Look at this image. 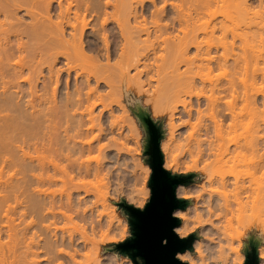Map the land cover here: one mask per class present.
<instances>
[{
    "label": "bare ground",
    "instance_id": "obj_1",
    "mask_svg": "<svg viewBox=\"0 0 264 264\" xmlns=\"http://www.w3.org/2000/svg\"><path fill=\"white\" fill-rule=\"evenodd\" d=\"M217 11L218 20H203ZM144 12L156 19L152 25L140 21ZM159 50L165 51L160 64L155 60ZM149 68L158 89L164 84L172 91L166 103L168 137L160 143L163 166L177 164L172 140L179 125L172 116L186 115L189 122L195 116L199 124L204 110L210 113L197 131L207 139L211 158L194 161L206 176L198 184L200 200L191 207L197 224L209 225L207 243L217 254L213 263L235 264L228 256L234 252L242 263L235 234L224 224L253 210L263 192L254 168L260 162L264 166V133H257L264 130L258 114L259 96L264 106V0H0V264H100L95 248L78 259L75 235H65L58 223L71 219L72 212L93 230L104 223L75 195V183L65 195L50 186L69 170L93 169L97 176L109 171L84 155L110 145L101 142V118L112 115L109 94L119 96L117 105L126 112L119 84L144 85L139 80ZM103 85L108 92L103 93ZM244 123L248 131L240 134ZM242 161L248 179L238 170ZM204 195L206 214L196 209ZM179 209L184 210L173 213ZM178 216L182 224L174 230L180 226L184 233L188 220ZM105 226L110 228V220ZM206 249L199 246L195 254L186 249L177 256L185 252L181 257L190 264H209ZM257 254L261 264L264 246Z\"/></svg>",
    "mask_w": 264,
    "mask_h": 264
},
{
    "label": "rangeland",
    "instance_id": "obj_2",
    "mask_svg": "<svg viewBox=\"0 0 264 264\" xmlns=\"http://www.w3.org/2000/svg\"><path fill=\"white\" fill-rule=\"evenodd\" d=\"M143 14L139 16L140 17L139 19L142 23L147 22L146 24L152 25V20H156L154 17L150 15L149 12H144ZM211 14H210V19L208 17L209 14L208 15L205 14L206 17L204 16L205 19L203 18V20H218L219 18H221L220 12L218 11L216 12V14L213 13L216 18L215 17L213 18L214 15L213 14L211 15ZM154 38L155 37H153V39ZM161 51L159 50L158 54H156L158 58L155 55H153L154 58L156 57L155 59L156 62L157 60H159L158 64H160L162 60V57H159L161 55L160 54ZM164 52L165 51H162V55H161L163 57L165 56L163 55L165 54ZM154 58H152L151 60L152 62L151 66L153 65L157 66L156 64H153V63H156L154 61ZM155 68L153 66V71L156 72L158 69L156 68L157 70H155ZM149 70L144 71L145 73L143 72L140 77L139 81H141V78H142L143 84H144L142 85V83H140L142 86L140 84L137 85L138 83L135 86L134 84H131V82L130 83L127 82L128 83L127 84L125 83L126 81L121 82V84L118 83L119 86H121L120 90L122 92V103L126 108V112L124 111L122 107L117 105L118 103L116 99H118L117 97L119 96H116L115 98L114 94H109V96L107 97V102L111 104V108L109 112L112 111V115L111 113H109V115L106 113L101 118L103 119L101 120V122H102V125H104L103 127H105L104 133L106 134L105 136V134L103 133L104 138L101 139V142L102 143L109 142L110 145L104 146L101 149V151L98 150L96 152L95 150L97 149H95L93 150L95 151L94 153L87 152L84 155V157L89 158L90 162L94 165H96V163L97 164L101 163L102 165L104 164V166L106 165L109 171H107V169H104L103 172H101V174L98 173V176H97V174L94 172L93 169H90L87 173L75 171L76 169H74L73 172H71L72 170H69L70 172L69 174H66L65 176L66 178L64 180H57L59 182H56V184L54 183L50 186L51 189L55 190L58 194L65 195L67 192H70V190H72V187H73L72 185L73 183H75L78 187L77 190H74L75 195L78 193L81 199H85L87 201L88 206H92L94 208V219L95 220L100 219L104 223V225L101 228H95L93 230L90 227L89 222L77 217V215H75L73 212L71 213L72 214L71 219L63 218L60 221V223H58V225L61 227V231L64 232L65 235H72V234L75 235L76 239L74 243H75V248L78 249V259H84L85 256L90 254L92 249L95 248L99 251V254L101 256L100 264H134V260L130 256H125L122 253H120L118 244L120 242L125 241L131 235V225L129 224V221H128V214L125 212L124 208L122 207L121 202L125 201L127 203H131L132 205L143 207L146 201L149 199L150 193H151L150 186L148 184L149 176L151 173V167L149 163L147 162L148 155L145 153V150H146L145 145L147 143V130L144 127L142 120L137 115V111L139 109L145 110L148 113V115L153 119V121L160 124L161 130H162V137L160 140V143H161L165 141L168 137L169 130H168L167 122H169L168 118L170 116V109L168 105L171 103L170 100L172 96V91L170 90L171 92H169V88H167L164 84L160 83L162 84V86L160 85V87H162L163 90L158 89L159 84L157 85V83L159 82H157V80L160 77V73L156 72L157 77L159 76L157 78L154 75L156 73L151 72L152 69L150 68ZM131 72L134 73V71L132 70ZM218 72L222 73L221 71H217L216 73ZM150 74L153 76L151 77ZM155 78H157V80ZM126 84L129 86L126 87L127 86ZM130 84L132 85V87ZM138 86H140L141 88H138ZM101 87H102L101 89L103 90V93L104 92L106 93V91L109 90L108 88H106V86L104 87V85ZM134 87H136L137 89ZM143 88L145 89L143 90ZM118 89L119 87L117 88V90ZM147 90H149L150 92L148 91L149 93H147ZM118 92L119 91L116 92L115 90L114 91L115 95H119ZM160 92L162 93L159 94ZM157 93H158V98L155 96V100L154 99L152 100L150 97H148L152 94L151 97L154 98L153 95H156ZM258 99H259L258 100L259 101L258 102V109H259L258 114L260 116V119L262 118L264 119V106L261 104L260 96L258 97ZM154 101L155 102L157 101V103H155ZM203 114L204 116L202 118L204 119H202L199 122V124H198L199 120H197L198 118H196L195 116L190 118L192 119L190 120L191 122L187 120L186 115L185 116L182 115L179 117L178 115L172 116L175 119L173 120L175 121V124L179 125L177 126V129L175 130V133H174L175 139L172 140V143L174 142L173 143V148H174L173 153L174 155L177 156L176 158L177 164L171 165L172 164L171 163L167 165L165 162L164 166L166 169L170 170L173 173H183V174L192 173V178L190 179V181L184 185L179 186L178 188V190L180 189L181 191L180 197L188 199V203L185 207H183V209L186 208L187 206L188 207L184 210L179 209L175 211L174 215L178 216L179 214H184L186 215V219L188 220V222L186 224V230L184 233H180L177 230L180 226L176 227V232L180 236H187L190 233H194L196 241L192 249H189V250H191V252L195 254L199 246H202L203 249L207 248L206 254L208 256L207 252H210L208 257L209 258L211 257L209 260V262L211 263L209 264H214L212 258L214 257V262H215L217 260V257H216L217 254L215 251H213V249L211 250V247L207 243V240L210 239L211 237L209 225L197 224L196 222L197 215L193 213L195 209L191 207L195 203V199L198 198V196L200 195L198 184L199 185L202 184L206 176L203 173V171L197 168L200 166L195 165L194 161L199 160L198 162L201 163L200 161L201 159L203 161L204 159L206 160L207 156L209 157V155L206 154L208 152V144L206 143L207 141L205 140L207 139L203 137L205 139L204 140L205 142H203V138H201V136H199L200 134L198 133V131L201 132L202 128L200 127L204 125L205 122H207V120L209 119V116L207 115H210V113L207 110H204ZM185 122L188 124L186 125ZM193 126H194V129H192ZM190 130L192 133H190ZM247 131H248V125L244 123L242 127L239 129V133L246 134ZM193 132L196 134H194ZM257 133L258 135H263L264 130H262V128H258ZM200 138L202 141L200 140ZM199 144H202V145H199ZM201 146L202 147L207 146V147L205 148L203 147L204 148L203 149ZM199 148H201V150L203 151L200 152ZM163 157H164V154H163ZM258 158L259 157H257V159ZM257 159H255V161ZM61 164H65V161H62ZM260 164L261 162L259 163V165ZM259 165L256 164L254 168V175H255L254 181L256 184L262 186L261 188L263 192H262L261 197L255 202L254 209L248 210L247 212L242 213V215H236L231 222L225 221V224H224L235 234L236 238L233 240V243L237 247V249H240L239 255L241 256V259H242L241 264H243L244 259H245L244 250L246 247H248L250 240L254 241L257 244V249L259 246L260 247L264 246V224H262V221L264 220V169H263L264 166H259ZM247 169H248L247 162L246 161L240 162V165L238 166V170L241 172L242 177L248 179L249 177L246 174ZM13 171L8 170L7 173L9 172L12 173ZM92 173L94 174V176L92 175ZM81 174L83 175V177ZM185 185H188V186H185ZM87 190H89V192ZM207 199H208L207 196L204 195L202 199L204 203L199 202L197 204L196 209L199 213L206 214L207 207H208ZM198 200H200V198H198ZM68 213L70 214V212ZM250 214L254 215L255 217L252 216L250 218L251 216ZM231 216L232 215L230 214L227 217L229 218ZM241 216H243L244 218H241ZM247 216L251 220H253L252 221L253 223ZM106 220H110L109 229L107 226H105ZM180 223H181V220L179 224ZM6 239L7 238H5L4 240L6 241ZM4 240L2 241L5 242ZM184 253H180L178 255V257L181 260H183L181 255H183ZM235 254L237 253L235 252L231 254L228 253V256L231 257L232 261L235 264L236 263L240 264V261H238L239 258H237L238 254L236 256ZM235 260L237 261L235 262ZM183 261H186L189 263V261H187L186 259H184ZM43 264H47V262H44ZM259 264H260V261H259ZM261 264H264V260H261Z\"/></svg>",
    "mask_w": 264,
    "mask_h": 264
},
{
    "label": "water",
    "instance_id": "obj_3",
    "mask_svg": "<svg viewBox=\"0 0 264 264\" xmlns=\"http://www.w3.org/2000/svg\"><path fill=\"white\" fill-rule=\"evenodd\" d=\"M139 110H142L140 115ZM139 110L137 115L147 130L145 153L151 167L148 180L151 193L143 207L121 202L128 214L131 235L118 244L119 251L130 256L134 264H187L177 256V252L192 249L195 234L179 236L174 227L180 219L173 212L188 203V199L177 195L176 188L179 184L189 182L192 173H173L163 166L161 126L145 110ZM257 252V244L250 240L244 250L243 264H259Z\"/></svg>",
    "mask_w": 264,
    "mask_h": 264
}]
</instances>
